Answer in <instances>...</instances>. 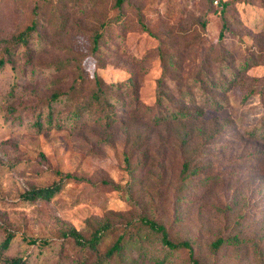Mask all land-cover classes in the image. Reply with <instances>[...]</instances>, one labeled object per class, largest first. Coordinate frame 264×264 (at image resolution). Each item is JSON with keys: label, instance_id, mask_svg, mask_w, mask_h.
<instances>
[{"label": "rangeland", "instance_id": "rangeland-1", "mask_svg": "<svg viewBox=\"0 0 264 264\" xmlns=\"http://www.w3.org/2000/svg\"><path fill=\"white\" fill-rule=\"evenodd\" d=\"M31 24L24 54L11 43ZM1 58L0 240L15 234L4 258L94 264L145 217L199 264H264V0H0ZM57 172L75 180L50 201L21 198ZM102 223L112 232L96 254L63 235ZM143 239L128 264H188L187 250L163 257L158 236Z\"/></svg>", "mask_w": 264, "mask_h": 264}, {"label": "trees", "instance_id": "trees-1", "mask_svg": "<svg viewBox=\"0 0 264 264\" xmlns=\"http://www.w3.org/2000/svg\"><path fill=\"white\" fill-rule=\"evenodd\" d=\"M124 0H117V4L120 5ZM37 34L36 26L31 24L27 26L22 32H20L13 40L11 45L13 47L24 46V54L29 50V44L33 36ZM222 36V33L219 34V38ZM100 36L96 35L93 39V48H97V43L99 41ZM5 53L8 56L12 54V50L10 47L5 49ZM6 59H0V68H2ZM246 63L242 65L243 71L249 68ZM163 80L159 79L157 81V98H156V106L162 109L166 102L165 89L163 85ZM124 87L130 91V94L133 98H135V86L134 82L129 78L124 82ZM94 90L89 96L91 103H97L101 98L103 91L100 83L95 81ZM65 96H68L65 95ZM62 100L60 94H53L49 98V103L56 104ZM52 104H49V106ZM52 109L48 108L47 117L48 123L52 124ZM83 113H81L80 109H76V119L80 120L82 118ZM36 126L38 129H41L42 124L40 121V115L36 118ZM258 131H262L261 129H256ZM188 170L189 166H185L183 171V178H188ZM56 175L59 177L58 181L53 182L52 184L39 187V188H31L29 191H26L21 195V198L27 202H33L35 200H45L50 201L53 199L62 189L65 183H68L70 180H75V177L70 174H63L61 172H57ZM112 232V227L108 223H102L98 225L95 229L91 230L88 237H84L82 234L77 232L74 229H70L67 234H63L64 237H69L72 239L73 244L77 246L80 251L90 252L96 254L99 251L101 245L105 242V240L110 236ZM152 235L158 236L160 244L163 247V257H168L172 253L177 252L179 249H185L188 251V264H199V262L194 258L192 244L188 241H182L179 243H174L169 239L168 233L165 230L164 226L156 223L155 221L149 220L145 217L139 219V224L135 229V225L132 223H128L123 227V231L119 233L112 243L106 248L103 254L99 255L94 264H109L111 261L114 264H128L129 257L128 253L133 250V248H138L141 246L143 238L150 237ZM15 237V234L10 231H5V236L2 240H0V264H28L26 259L22 257H16L11 259L4 258V253L7 252L12 244V241ZM240 240L238 237L224 239H216L211 246L213 249L217 250L221 245L229 243L231 245L240 244ZM36 240H29V244H35ZM40 245H46V242H40ZM155 263L163 264V260H156Z\"/></svg>", "mask_w": 264, "mask_h": 264}]
</instances>
